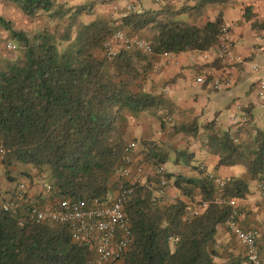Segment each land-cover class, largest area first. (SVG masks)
I'll return each instance as SVG.
<instances>
[{
  "label": "trees",
  "instance_id": "16d2710c",
  "mask_svg": "<svg viewBox=\"0 0 264 264\" xmlns=\"http://www.w3.org/2000/svg\"><path fill=\"white\" fill-rule=\"evenodd\" d=\"M2 1L29 20L45 18L40 30L25 33L0 17V29L17 51L12 60L0 57L2 171L13 180L12 169L28 168L48 187L38 199L56 204L103 198L119 184L129 186V180L117 176L124 167V146L134 141L129 120L159 110L171 113L162 95L144 91L143 79L164 52L213 49L224 23L220 11L212 19L207 12L234 0H182L175 8L121 9L117 19L90 22L81 21L90 7L70 9L54 0ZM183 15L186 20L178 19ZM241 19L250 22L251 30L264 31V21L255 19L250 8L242 10ZM115 31L146 40L151 54L120 48L108 58L103 45ZM212 66L221 67L218 61ZM159 122L163 128V120ZM251 122L249 109H244L241 122L224 129L215 119L207 121L202 125L203 146L217 157V167L241 166L264 190V129ZM169 129L167 138L184 140L181 146L169 150L142 140L131 153L130 175L137 167L152 171L144 183L131 186L124 204L132 244L120 264H247L244 257L221 259L215 251L216 228L229 214L228 207L215 201L243 199L248 193L244 180L229 178L217 190L204 176L193 179L164 172L166 184L180 197L167 204L155 199V169L170 160L169 151L175 153L173 164L187 166L192 158L189 139L197 137L199 126L191 118ZM18 176L30 179L24 170ZM188 202L206 207L188 215ZM22 215V208L14 213L0 208V264H86L91 258L90 247L73 242L66 225H20Z\"/></svg>",
  "mask_w": 264,
  "mask_h": 264
},
{
  "label": "crops",
  "instance_id": "0c3cea01",
  "mask_svg": "<svg viewBox=\"0 0 264 264\" xmlns=\"http://www.w3.org/2000/svg\"><path fill=\"white\" fill-rule=\"evenodd\" d=\"M54 1L58 4H63L70 9H76L83 6L90 7L91 10L88 15L83 14L81 16V21L90 22L95 18L108 17L110 19H117V16L119 15L117 12L128 3H133L138 10H154L162 6L173 8L178 7L182 0H161L164 4L160 3L162 4L160 6L153 4L152 0ZM113 7H116L117 10H113ZM245 7L251 9V12L255 15V19L264 21V0H234L224 6L216 7L207 12L208 18L212 19L217 11H220L223 23L232 27L234 40L233 53L239 60L237 63L228 65L225 68L219 66L215 67L212 66V63L215 61L212 58H209L206 62H201L199 58H191L187 53H183L178 55L177 65L164 67L161 66L160 60L157 57L154 60L153 65L158 64L159 69L153 73L150 71L143 79V82L146 81V83H148L146 88H144V91L162 95L164 103L168 106V109L171 112L170 114H167L162 110L165 116L163 123L164 121H167L168 123L171 122L172 125H176L180 122H185L188 119L196 118L199 126L197 137L194 140L189 139L188 151L192 154L189 164L187 166H182L180 163H178V165L173 164L172 161L175 153L169 151L168 156L170 160L163 165V168L167 173L173 175L180 174L184 177L199 179L203 177V174L197 171V169L199 166H203L205 172L210 173L221 180H227L229 178H239L244 180L248 193L243 199L236 200V205L240 212L239 224L244 229H254L258 232V254L261 263L264 264V190H262L255 181H251L247 178L245 171L241 166L217 167V157L208 154L203 146L204 135L202 125L205 122L215 119L217 126L224 129L241 122L244 116V109H249L251 112V126L258 129H264V90L261 92L257 91L254 80L259 76H252V71L249 70L251 63L261 65L264 60V31H253L250 29V22L242 21V10ZM109 14H111V16ZM178 19L180 18L178 17ZM257 37H260V40H257ZM203 67L212 69L209 77H216L224 72L234 80L233 87L238 84L240 74L244 70V67L250 73L247 78V82L250 85L246 93V102L241 104L240 102L234 101L231 106L234 108L231 110L229 118L225 121L218 120V113L212 111L210 106V104L214 102L211 95L221 93L222 91L214 92L204 85L201 86L195 83L196 77L200 74ZM259 71H262L259 78L264 82V69H260ZM129 126L131 136L135 139L138 146L139 142L142 140L153 141L149 138L152 134H149L146 130L140 132L134 130L135 128H133L131 124H129ZM133 126L135 127V123ZM163 128H165V125H163ZM159 131L157 134L160 133ZM169 132L168 129L166 138L168 137ZM144 133L146 135H144ZM158 145L161 146L162 143H158ZM179 197L177 190L169 183L165 199L160 204L170 203ZM195 201L196 203L199 202V196L195 197ZM188 206L192 207L193 204L188 202ZM215 240V251L221 259L229 257L243 258L242 249L238 246L234 238L226 231L224 225H220L216 228Z\"/></svg>",
  "mask_w": 264,
  "mask_h": 264
},
{
  "label": "built area",
  "instance_id": "2783aa9c",
  "mask_svg": "<svg viewBox=\"0 0 264 264\" xmlns=\"http://www.w3.org/2000/svg\"><path fill=\"white\" fill-rule=\"evenodd\" d=\"M155 1L158 3L161 0ZM112 9L117 10L116 7ZM122 9L124 12H135L138 10L132 4H126ZM257 40H260V37H257ZM113 44H118L123 50L133 49L142 54H151V47L146 40L126 36L122 31H115L110 40L103 45L104 53L108 58L113 57L117 51L113 49ZM233 44L232 27L228 24H223L219 29L217 42L213 49L199 53L187 52V55L191 58L197 57L201 62H206L209 58H212L219 62L221 68H225L239 61L233 53ZM13 48V46L7 45V49ZM178 55L170 52L160 54L158 58L161 66L177 65ZM249 68L253 73L264 69V60L261 65L251 63ZM158 69V64H155L150 71L153 73ZM211 70L208 67H203L200 74L196 77L195 83L201 86L204 85L214 92L226 91L233 87L234 80L224 72L216 77H209ZM254 82L258 92L264 90V82L261 78H255ZM133 149V142H128L123 149L124 167L118 173V177L123 181L126 180L131 172L130 166L133 163L131 153ZM1 157L2 150L0 148V174L2 172ZM198 169L204 178L212 182L217 190L222 189L224 180L205 172L203 166H199ZM134 173L135 177L129 180V186L119 184L109 196L86 200H61L49 208L42 207L37 200L27 193L28 187L23 182H19L11 190L9 196L2 201L0 208L7 213H14L22 208L23 215L18 221L20 225H34L45 222L66 225L73 242L87 245L92 250V256L86 264L117 262L129 251L132 244V234L124 215V204L132 192L131 186L134 183H144L137 179L143 173L142 168H135ZM154 174L158 179V184L154 188V197L160 204L166 196L167 184L162 177L164 168H156ZM47 191L48 187L41 184V192L44 194ZM215 202L223 203L229 208V214L224 226L242 249L246 263L262 264L257 248L258 232L254 229H244L240 226V212L236 205V200L232 198H217ZM205 207L206 203H198L197 206L190 208L187 214L196 215L203 211Z\"/></svg>",
  "mask_w": 264,
  "mask_h": 264
},
{
  "label": "rangeland",
  "instance_id": "374dc122",
  "mask_svg": "<svg viewBox=\"0 0 264 264\" xmlns=\"http://www.w3.org/2000/svg\"><path fill=\"white\" fill-rule=\"evenodd\" d=\"M153 4H157L158 6L162 5L160 3H163L160 1L157 3L155 0H152ZM132 4L133 3H128ZM164 4V3H163ZM181 4V3H180ZM113 12V11H112ZM115 12V11H114ZM111 16V14H109ZM0 17L4 18L8 22H10L11 27L14 30L22 31L25 33H33L41 29L43 25H45V18L44 17H38L34 20H29L25 18L15 7L11 5L5 4L2 0H0ZM180 19H186V16H179ZM124 33V32H123ZM7 45H11L14 48L13 49H7ZM113 49L118 50L120 49L118 44H113ZM17 55L16 47L13 43H11L8 40L7 34L0 29V57L1 58H7V59H14ZM250 70V69H249ZM251 71V70H250ZM262 71H258L256 73L252 72V76H261ZM250 73L247 71V69L244 67V70L240 74V80L238 84L235 87H231L229 90L222 91L218 94H212L211 97L214 99V102L210 104L211 110L218 113L217 119L220 121H225L227 118H229L232 108V103L240 102L241 104H244L246 102V93L249 89V83L247 82L248 75ZM148 83L142 82L141 86L142 88H146ZM230 109V110H229ZM165 119L164 112L162 110L157 111L154 114L150 113H143L140 114L136 118H131L129 120V124L136 131L142 132V130H146L149 134H152L151 137H149L151 140L162 143L161 146L165 149H169L173 146H181L184 143V140H177L175 139H168L166 138L168 129L172 126L171 122L164 121L165 128L160 127L159 120ZM135 123V127L133 126ZM148 123V126H147ZM254 127V126H253ZM262 129V128H261ZM160 130V131H159ZM160 132L157 134V132ZM170 131V129H169ZM144 135H146L144 133ZM144 137V136H142ZM131 138H133L131 136ZM145 138V137H144ZM165 139V142H164ZM129 142L134 143V149L133 152H137L138 150V144L136 143L135 139L134 141L130 140ZM164 142V143H163ZM134 162V158H133ZM26 171L29 173L30 179L23 178L21 176H18V172L20 171ZM152 169L148 166L143 167V173L140 175L137 179H139L140 182H144L146 180V176L150 174ZM164 172L166 170L164 169ZM10 176H12L14 179L10 180L7 176L3 174V171L0 174V203L4 201L10 194L11 190L17 185L19 182H23L27 187V193L32 196L33 199L37 200L39 204L42 207L49 208L53 204L48 202L47 200L40 201L38 199L39 196H41L43 193L41 192V184L42 181L39 180L34 172H31L28 170V168H15L12 169L10 172ZM118 176V174H117ZM36 177V178H35ZM135 177V173H132V175L128 176L126 180H131ZM168 191V185L166 187V192ZM42 203V204H41ZM108 264H120V261L117 262H110Z\"/></svg>",
  "mask_w": 264,
  "mask_h": 264
}]
</instances>
